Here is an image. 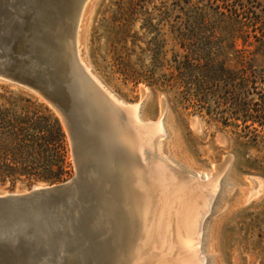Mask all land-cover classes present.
Here are the masks:
<instances>
[{
  "label": "water",
  "instance_id": "95a60500",
  "mask_svg": "<svg viewBox=\"0 0 264 264\" xmlns=\"http://www.w3.org/2000/svg\"><path fill=\"white\" fill-rule=\"evenodd\" d=\"M88 1L0 0V80L54 109L76 170L61 184L0 193V264H154L129 176L150 165L157 140L147 138L153 151L137 146L132 111L81 61Z\"/></svg>",
  "mask_w": 264,
  "mask_h": 264
},
{
  "label": "rangeland",
  "instance_id": "374dc122",
  "mask_svg": "<svg viewBox=\"0 0 264 264\" xmlns=\"http://www.w3.org/2000/svg\"><path fill=\"white\" fill-rule=\"evenodd\" d=\"M256 1L264 5V0ZM197 2L92 0L82 25L83 56L113 96L127 104L140 103L142 121L161 120L163 133L154 137L156 150L147 163L162 159L184 179H216L217 191L201 224L199 253L205 264H264V128L251 122L245 127L229 106L220 121H214L206 112L199 113L180 100L175 91L150 82L163 73L159 67L171 62L177 53L184 54L180 47H211L212 19H201L190 11L191 4ZM222 51L220 59L235 73L242 68V56L256 65L263 60L261 47H223ZM153 68L155 77L149 73ZM133 75L140 77L138 82L127 80ZM18 96L37 100L54 111L30 91L0 80L1 102ZM256 135L260 137L254 141ZM68 146L70 152L69 140ZM70 160V175L54 184L75 175L71 152ZM48 185L53 184L6 181L0 182V193ZM130 188L138 195L131 184Z\"/></svg>",
  "mask_w": 264,
  "mask_h": 264
},
{
  "label": "trees",
  "instance_id": "16d2710c",
  "mask_svg": "<svg viewBox=\"0 0 264 264\" xmlns=\"http://www.w3.org/2000/svg\"><path fill=\"white\" fill-rule=\"evenodd\" d=\"M191 5L196 17L212 19L211 47H180L184 54L177 53L159 67L163 73L150 82L175 91L180 100L214 121L219 122L229 106L245 127L251 122L264 128V5L256 0H198ZM253 46L261 47L262 62L256 65L242 56L238 73L220 59L223 47ZM154 70L149 73L155 77ZM137 76L127 80L138 82L146 75ZM4 100L0 101V182L64 181L72 163L59 116L32 98Z\"/></svg>",
  "mask_w": 264,
  "mask_h": 264
},
{
  "label": "bare ground",
  "instance_id": "6f19581e",
  "mask_svg": "<svg viewBox=\"0 0 264 264\" xmlns=\"http://www.w3.org/2000/svg\"><path fill=\"white\" fill-rule=\"evenodd\" d=\"M91 1L86 3L79 21L78 47L85 68L103 86L91 72L81 48L84 39L82 25ZM103 87L113 96L105 86ZM120 102L132 111L141 130V140L136 141L137 146L153 151L154 148H150L151 144L147 138L162 136L161 120L146 123L138 115L140 103ZM164 107L162 101V114L165 111ZM135 159L136 157L131 158ZM177 173L169 165L164 164L162 159L154 160L148 166L142 163L132 167L130 184L140 196L144 217L146 221L148 220L145 242L154 264H205L199 253L201 224L210 209L212 196L217 191L216 179L202 182L190 176L184 179Z\"/></svg>",
  "mask_w": 264,
  "mask_h": 264
}]
</instances>
